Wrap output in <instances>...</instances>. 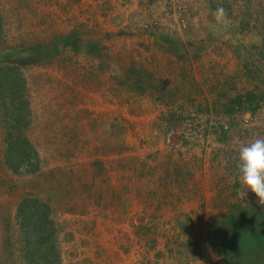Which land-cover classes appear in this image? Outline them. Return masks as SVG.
<instances>
[{"label":"rangeland","instance_id":"obj_1","mask_svg":"<svg viewBox=\"0 0 264 264\" xmlns=\"http://www.w3.org/2000/svg\"><path fill=\"white\" fill-rule=\"evenodd\" d=\"M0 264H264V0H0Z\"/></svg>","mask_w":264,"mask_h":264},{"label":"trees","instance_id":"obj_2","mask_svg":"<svg viewBox=\"0 0 264 264\" xmlns=\"http://www.w3.org/2000/svg\"><path fill=\"white\" fill-rule=\"evenodd\" d=\"M14 142H10L9 143V145L11 146L12 144H13ZM26 201H23V202H21V204H19V207H18V214H19V211H20V213H21V211H22V205L25 203Z\"/></svg>","mask_w":264,"mask_h":264}]
</instances>
